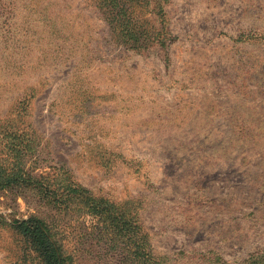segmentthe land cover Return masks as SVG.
Masks as SVG:
<instances>
[{
	"label": "rangeland",
	"instance_id": "obj_1",
	"mask_svg": "<svg viewBox=\"0 0 264 264\" xmlns=\"http://www.w3.org/2000/svg\"><path fill=\"white\" fill-rule=\"evenodd\" d=\"M143 2L140 51L96 0H0V132L136 215L157 264H264V0ZM30 219L71 264H130L97 220L17 189L0 191V264H42L13 227Z\"/></svg>",
	"mask_w": 264,
	"mask_h": 264
},
{
	"label": "trees",
	"instance_id": "obj_2",
	"mask_svg": "<svg viewBox=\"0 0 264 264\" xmlns=\"http://www.w3.org/2000/svg\"><path fill=\"white\" fill-rule=\"evenodd\" d=\"M143 1L96 0L115 44L140 51L148 48L150 30L143 22ZM159 9L163 15V7L159 6ZM39 146L36 138L25 132H0V191L17 189L33 195L62 214H73L76 224L82 217L89 216L100 224L105 241L117 253L126 254L127 262L157 264L136 215L106 200L96 199L87 188L77 185L67 172L63 175L45 173L33 161L40 157ZM13 227L42 264H71L76 257L66 249L60 229L44 220L30 219L17 222Z\"/></svg>",
	"mask_w": 264,
	"mask_h": 264
}]
</instances>
